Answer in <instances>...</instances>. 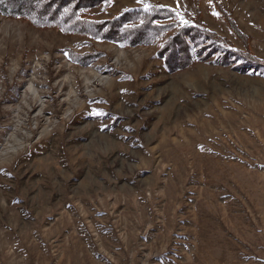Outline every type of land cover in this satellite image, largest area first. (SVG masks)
<instances>
[{"label":"rangeland","instance_id":"rangeland-1","mask_svg":"<svg viewBox=\"0 0 264 264\" xmlns=\"http://www.w3.org/2000/svg\"><path fill=\"white\" fill-rule=\"evenodd\" d=\"M153 4L264 61V0H110L90 19ZM36 22L0 11V264H264V68L170 72L166 37Z\"/></svg>","mask_w":264,"mask_h":264},{"label":"trees","instance_id":"trees-1","mask_svg":"<svg viewBox=\"0 0 264 264\" xmlns=\"http://www.w3.org/2000/svg\"><path fill=\"white\" fill-rule=\"evenodd\" d=\"M109 3L110 0H0V11L4 15L34 17L35 22L43 21L39 24L61 30L72 22L74 34L109 40L120 46H149L166 37L157 55L170 72L210 61L216 54L215 63L222 66H228L237 59L253 67L264 68V61L253 56L247 47L244 52L237 50L232 42L209 30L206 24L162 5L127 9L107 21L90 19L93 10ZM227 21L239 35V28L230 18ZM93 26L95 32L92 31ZM205 50L210 54H205Z\"/></svg>","mask_w":264,"mask_h":264},{"label":"snow or ice","instance_id":"snow-or-ice-1","mask_svg":"<svg viewBox=\"0 0 264 264\" xmlns=\"http://www.w3.org/2000/svg\"><path fill=\"white\" fill-rule=\"evenodd\" d=\"M138 2L143 3V0H138Z\"/></svg>","mask_w":264,"mask_h":264}]
</instances>
